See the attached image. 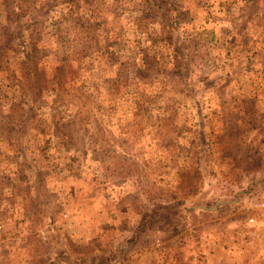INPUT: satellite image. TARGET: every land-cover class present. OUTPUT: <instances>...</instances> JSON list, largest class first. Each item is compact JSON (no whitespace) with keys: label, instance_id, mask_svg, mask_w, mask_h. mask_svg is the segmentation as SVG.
Here are the masks:
<instances>
[{"label":"rangeland","instance_id":"1","mask_svg":"<svg viewBox=\"0 0 264 264\" xmlns=\"http://www.w3.org/2000/svg\"><path fill=\"white\" fill-rule=\"evenodd\" d=\"M0 264H264V0H0Z\"/></svg>","mask_w":264,"mask_h":264}]
</instances>
